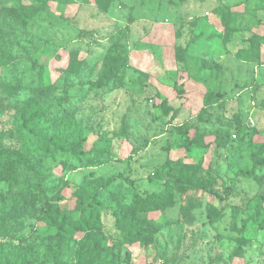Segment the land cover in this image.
I'll use <instances>...</instances> for the list:
<instances>
[{
    "label": "rangeland",
    "instance_id": "obj_1",
    "mask_svg": "<svg viewBox=\"0 0 264 264\" xmlns=\"http://www.w3.org/2000/svg\"><path fill=\"white\" fill-rule=\"evenodd\" d=\"M0 142V264H264V0H0Z\"/></svg>",
    "mask_w": 264,
    "mask_h": 264
},
{
    "label": "trees",
    "instance_id": "obj_2",
    "mask_svg": "<svg viewBox=\"0 0 264 264\" xmlns=\"http://www.w3.org/2000/svg\"><path fill=\"white\" fill-rule=\"evenodd\" d=\"M21 13L26 17L27 20L28 18L25 12L21 11ZM167 101L168 99L165 98L161 100V102H159L158 104L159 106H165L164 108L165 113H168L172 110L171 106L167 104ZM25 123L26 125L24 127L27 129V131L33 137L39 139L45 147H51L52 151L64 150L65 148L75 157L77 158L82 157V154L84 152L81 149V144L85 142V138L81 136L80 128L77 122L72 121V123L70 124V126L66 131L63 128L56 129L53 127V123L49 118V116L45 114V111L39 106H33L31 108L28 117L25 119ZM17 130H21V129L19 128ZM55 134L58 140L54 138ZM61 139L65 140V144H64L65 147L63 146V144H61L62 142ZM95 146L96 144L93 145V149H95L94 148ZM77 148L80 149L76 150ZM100 150L103 152H107L108 148L104 146ZM1 158L8 159V149L4 148L2 146V143L0 142V159ZM19 161L21 162L23 168L26 170L35 168V162L23 158V156H20ZM16 172L17 171L12 172L9 175L10 180L14 181V179L16 178ZM171 183L172 182H165V188L161 192L147 193V198H150L154 208L163 207L164 204L168 202L171 193L170 192ZM180 187L183 190H185L183 185H181ZM208 192L211 196H214L216 198H223V196L215 190L209 189ZM225 195L228 196V190L226 191ZM48 204H49V209L51 207H55V208L58 207L57 201L49 200ZM103 204H104V197L96 193L89 194L86 197H80L78 200V205L81 214L79 216V220L77 221V224L82 227H87L88 225H90L91 227H95L96 225H99L100 224L99 213L102 210ZM48 213H50V210H48ZM58 215L62 223H64L65 219L70 217V216L65 217L66 210H59ZM107 254L108 252L106 251L103 256L104 259H107L106 258ZM0 259H3L4 261L7 260L5 256H1Z\"/></svg>",
    "mask_w": 264,
    "mask_h": 264
}]
</instances>
